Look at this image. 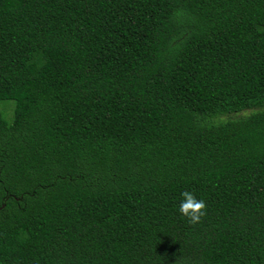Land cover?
Returning a JSON list of instances; mask_svg holds the SVG:
<instances>
[{
    "label": "trees",
    "instance_id": "1",
    "mask_svg": "<svg viewBox=\"0 0 264 264\" xmlns=\"http://www.w3.org/2000/svg\"><path fill=\"white\" fill-rule=\"evenodd\" d=\"M3 100L0 264H264V0H0Z\"/></svg>",
    "mask_w": 264,
    "mask_h": 264
},
{
    "label": "rangeland",
    "instance_id": "2",
    "mask_svg": "<svg viewBox=\"0 0 264 264\" xmlns=\"http://www.w3.org/2000/svg\"><path fill=\"white\" fill-rule=\"evenodd\" d=\"M14 101L13 100H3L0 101V113L2 114L3 118L7 122H12L13 119V109H14ZM250 111H243L239 114H231L229 116H224L223 119L227 118H233V117H238L242 115L248 114Z\"/></svg>",
    "mask_w": 264,
    "mask_h": 264
}]
</instances>
